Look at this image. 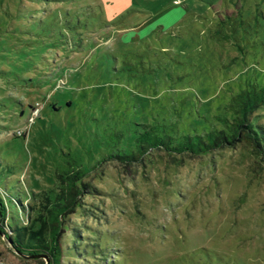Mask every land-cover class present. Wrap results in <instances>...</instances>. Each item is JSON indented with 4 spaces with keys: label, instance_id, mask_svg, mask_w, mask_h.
Returning <instances> with one entry per match:
<instances>
[{
    "label": "rangeland",
    "instance_id": "374dc122",
    "mask_svg": "<svg viewBox=\"0 0 264 264\" xmlns=\"http://www.w3.org/2000/svg\"><path fill=\"white\" fill-rule=\"evenodd\" d=\"M263 80L264 0H0V264H52L9 237L80 183L59 264H264V161L248 143L112 157L144 125L178 140L220 127L231 95Z\"/></svg>",
    "mask_w": 264,
    "mask_h": 264
},
{
    "label": "trees",
    "instance_id": "16d2710c",
    "mask_svg": "<svg viewBox=\"0 0 264 264\" xmlns=\"http://www.w3.org/2000/svg\"><path fill=\"white\" fill-rule=\"evenodd\" d=\"M264 106L263 82H249L244 88L231 95L227 104L228 115L217 117L221 126L193 135L185 133L182 140L162 131L154 126L144 125V131L135 138V149L123 154H113L112 157L125 162L138 160L140 155L149 149H163L164 151L181 154H199L217 148L231 147L244 141L250 145L255 155L264 161V117L261 121L257 113ZM18 136V135H17ZM22 136V135H21ZM178 137V138H179ZM73 181L79 179V172L73 173ZM76 184L65 189V194H57V202H50L45 215L38 210L29 221V226H16L9 237L13 247L29 256L46 254L52 264H59L61 250L57 244V235L61 226L60 215L63 210L75 202V196L83 192L84 183ZM1 196V194H0ZM3 196V194H2ZM7 196V195H6ZM14 203H17L12 199ZM8 203V201H7ZM0 198V218L4 220L6 207Z\"/></svg>",
    "mask_w": 264,
    "mask_h": 264
},
{
    "label": "built area",
    "instance_id": "2783aa9c",
    "mask_svg": "<svg viewBox=\"0 0 264 264\" xmlns=\"http://www.w3.org/2000/svg\"><path fill=\"white\" fill-rule=\"evenodd\" d=\"M38 111H39V107L36 105V107L32 111L31 117L29 118V123H31L33 121L34 116L37 114ZM21 132H23V131H18L17 134H19V135L23 134Z\"/></svg>",
    "mask_w": 264,
    "mask_h": 264
},
{
    "label": "water",
    "instance_id": "95a60500",
    "mask_svg": "<svg viewBox=\"0 0 264 264\" xmlns=\"http://www.w3.org/2000/svg\"><path fill=\"white\" fill-rule=\"evenodd\" d=\"M18 253H19V254H21L22 256H26V255L22 254V253H21V252H19V251H18Z\"/></svg>",
    "mask_w": 264,
    "mask_h": 264
}]
</instances>
